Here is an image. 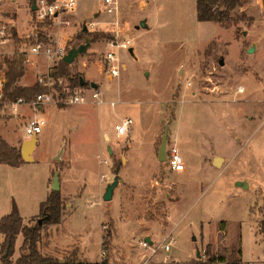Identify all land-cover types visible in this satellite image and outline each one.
Wrapping results in <instances>:
<instances>
[{
	"label": "rangeland",
	"instance_id": "obj_1",
	"mask_svg": "<svg viewBox=\"0 0 264 264\" xmlns=\"http://www.w3.org/2000/svg\"><path fill=\"white\" fill-rule=\"evenodd\" d=\"M117 1V11L108 13L102 0H75L72 9L37 22L30 0H0V19L13 34L0 57L24 53L20 86L46 77L60 61L32 58L30 43L51 42L66 53L85 37L90 41L69 64L84 85L70 88L61 77L60 96L52 79L46 88L54 104L35 112L22 107V117L0 113V136L16 148L30 139L24 132L28 117L45 121L36 135L35 161L0 164V216L14 202L23 222L32 224L28 217L39 213L53 168L64 180L63 213L59 225L42 228L44 255L77 264L80 247L96 259L101 234L110 228L108 264H198L207 246L225 254L238 240L243 264H264L257 227L264 218V0H241L228 27L198 21L195 0ZM125 38L131 48L120 51L124 67L111 77L102 69L104 41ZM74 91L83 102H66ZM125 117L132 119L131 132L116 137L114 124ZM165 125L166 147L175 143L183 154L182 172L167 170L157 158ZM222 153L225 165L217 158ZM116 167L119 182L104 201ZM244 177L247 189L235 185ZM145 233L152 236L149 248L139 243ZM18 254L15 245L11 259Z\"/></svg>",
	"mask_w": 264,
	"mask_h": 264
},
{
	"label": "trees",
	"instance_id": "obj_2",
	"mask_svg": "<svg viewBox=\"0 0 264 264\" xmlns=\"http://www.w3.org/2000/svg\"><path fill=\"white\" fill-rule=\"evenodd\" d=\"M240 4L241 0H195L196 18L198 21H215L223 27H228L231 21V11ZM82 34L85 36V33ZM94 36H96L95 33ZM23 59L24 53H19L4 60L7 66L4 94L8 99L13 100L22 97L25 100H31L38 93L48 91L46 87H42L37 82L28 87L17 84L24 75ZM48 75L55 81L53 85L59 91L60 96H65L62 86L57 83L61 77L68 81L70 88L82 86L79 77L71 74L69 64L62 60L49 70ZM22 162L20 148L8 144L0 136V164L18 167ZM62 208L63 199L60 191L50 190L47 198L39 205V213L30 219L33 223L23 224L18 208L12 202L10 212L0 216V264H69L65 260L61 261L51 255L42 254L38 248L43 226L59 224L62 219ZM258 230L264 236V218L260 221ZM109 232L110 228L107 229L106 235L102 236L101 248L106 249ZM19 234L22 235V242L18 248L19 254L15 259H11L15 252V242ZM239 243L238 240V244H232L225 254L212 253L207 246L205 257L198 264H241ZM6 250L7 256L3 257Z\"/></svg>",
	"mask_w": 264,
	"mask_h": 264
},
{
	"label": "built area",
	"instance_id": "obj_3",
	"mask_svg": "<svg viewBox=\"0 0 264 264\" xmlns=\"http://www.w3.org/2000/svg\"><path fill=\"white\" fill-rule=\"evenodd\" d=\"M35 5V19L37 22H42L48 17H53L57 13H62L67 9H72L75 6V0H53L49 2L48 0H30ZM103 10L108 13H115L117 11V0H102ZM12 29L10 25L8 26L3 19H0V49L3 47L9 40L12 39ZM131 40L125 38L122 40L110 39L104 41V52H103V65L102 69L106 72L107 75L111 77H118L123 68V64L120 60V51L127 50L131 48ZM28 54L39 55L42 54L47 59H51L54 56V59L61 60L65 54V50L61 46H54L51 42H32L29 44L26 51ZM0 51V56H1ZM5 59L0 57V113L8 112L10 115H19L22 117L20 110L25 106L32 112L38 111L46 105L54 104V94L51 91L38 93L33 99L26 101L22 97H17L16 99H8L4 94V84H5V73L7 70ZM26 61V59H25ZM51 80V81H50ZM49 81L51 84L53 80L49 75L46 77H39L37 82L42 86H49ZM51 86V85H50ZM49 86V87H50ZM240 89V88H239ZM92 96L98 98L99 93L93 88ZM241 90V89H240ZM84 101V96L76 91L70 93L67 97L66 102L68 103H79ZM101 101L99 100L98 103ZM65 103V101H64ZM114 105V103H111ZM45 124L44 119L37 118L35 116L28 117L24 123V132L28 137L37 135L42 126ZM132 119L130 117H125L119 122L114 124V135L116 137L127 136L131 132ZM167 170L172 172H182L184 170V163L181 157V154L178 150L177 145L174 143L166 147V160L164 161ZM139 243L145 247L149 248V242L146 240H140ZM168 246L165 245V249ZM155 252V248H151L150 254ZM100 258L97 264H108L106 259V249H100Z\"/></svg>",
	"mask_w": 264,
	"mask_h": 264
},
{
	"label": "water",
	"instance_id": "obj_4",
	"mask_svg": "<svg viewBox=\"0 0 264 264\" xmlns=\"http://www.w3.org/2000/svg\"><path fill=\"white\" fill-rule=\"evenodd\" d=\"M32 9H35V5L34 3H32ZM140 26L144 27L145 23L143 21H140ZM84 31H87V28L84 27L83 29ZM90 45V41L89 38H85L83 43L78 44L77 46H72L71 48H69L66 53L63 55L62 57V61L70 64L73 62V60L81 53H84L87 49V47ZM254 49L253 46L249 47L247 49V52H252ZM220 63L222 64V61H220ZM80 80V84L84 85L85 81L83 80L82 77H79ZM90 86L95 88L97 85L94 82H90ZM167 129H168V125H165L164 130H163V134L161 137V142L160 145L158 147V151H157V158L159 161L164 162L166 160V137H167ZM35 145V137H30L29 140L27 141H23L20 145V155L22 160L24 161H30L31 160V152L33 150V147ZM110 151V149H109ZM62 152V149L58 152V154L55 156V158L57 159L59 154ZM218 161V160H216ZM118 167H116L115 169V176L113 178V181L111 183H108L104 189V192L102 194V199L104 201H110L112 199V195H113V190L115 188V186L118 184L119 179H118ZM236 185L241 186V187H247V184L243 181H238L236 182ZM50 190L52 191H59L60 190V186H59V179H58V173L54 172L53 176H52V181H51V185H50ZM146 241L149 242V238L146 237L145 238ZM196 255L199 256V251L197 250ZM7 256V250L3 253V257Z\"/></svg>",
	"mask_w": 264,
	"mask_h": 264
},
{
	"label": "crops",
	"instance_id": "obj_5",
	"mask_svg": "<svg viewBox=\"0 0 264 264\" xmlns=\"http://www.w3.org/2000/svg\"><path fill=\"white\" fill-rule=\"evenodd\" d=\"M30 55H32V58H36L37 56L36 55H34V54H30ZM41 56V55H40ZM43 57V56H42ZM49 61L45 58V61L43 62L44 64L45 63H48ZM34 67H35V65H34ZM123 67H124V64H123ZM36 68V67H35ZM25 76H26V74H24L23 76H22V78L20 79V80H24L25 79ZM20 82V81H19ZM31 137H35V145H34V147H33V150H32V152H31V154H30V156H31V160L30 161H24L23 160V162L18 166V167H20V166H22V165H24V164H28V163H30V162H33V161H35V159H34V153H35V149L37 148V146H36V142H38V139H37V136L35 135V136H31ZM178 142L179 143H181L182 142V140H181V138H179L178 139ZM192 144V143H191ZM193 145V144H192ZM179 150V149H178ZM179 152H180V154H181V157H183V154H182V152L179 150ZM214 158L215 157H213V159H212V161L214 160ZM217 158L219 159V160H221V162L220 163H222V165H225L224 163H225V161H226V156L222 153L221 155H219V156H217ZM183 159V158H182ZM229 161V160H228ZM4 165V164H3ZM53 173H54V169L53 168H48V170H47V174H46V180H45V199L47 198V195L49 194V192H50V189H49V184H50V181H51V177L53 176ZM58 173V177H60L59 179H60V181H59V184L61 185H59L60 187H62V184L64 185V180H63V178L61 177V175L59 174V172H57ZM238 181H243V182H245L246 184H247V187H241V186H239L240 188H242V189H247L248 187H249V181L247 180V178H243V179H240V180H237L236 182H238ZM236 182H235V185H236ZM236 186H238V185H236ZM62 195V194H61ZM113 196V195H112ZM44 199V200H45ZM44 200H42L41 202H43ZM40 202V203H41ZM11 210V209H10ZM10 212V211H9ZM8 212V213H9ZM62 213H63V211H62ZM19 214H20V211H19ZM37 214H35L34 216H36ZM20 216L22 217V215L20 214ZM31 217H33V216H30V217H28L29 218V220L31 219ZM23 220V219H22ZM219 222H225V221H223V220H220ZM29 223V222H28ZM23 224H27V223H24L23 222ZM100 224H101V221H100ZM56 225H59V224H56ZM56 225H52V226H56ZM225 225H226V222H225ZM258 227V226H257ZM226 229V228H225ZM223 230V229H219L217 232H221L222 230L223 231H225V235H226V230ZM42 232V231H41ZM42 234V233H41ZM259 234H261V233H259ZM262 235V234H261ZM143 236H144V240H145V238L146 237H148L149 238V243H152L153 242V240H152V236L150 235V233H145V234H143ZM263 236V235H262ZM41 240V239H40ZM40 240H39V243H38V248L40 247ZM49 243H48V245L50 246L51 245V243L53 244V240L51 239V237H49ZM21 242H22V235L21 234H19L18 236H17V238H16V242H15V245L19 248V246L21 245ZM101 242H102V234H101V239H100V241H99V243H100V249H101ZM230 243L232 242V240L231 241H229ZM46 243V244H47ZM55 245V244H54ZM46 247V246H45ZM46 249V248H45ZM99 249V250H100ZM40 250V249H39ZM198 250V249H197ZM197 250H196V252H197ZM85 251L84 250H81V248L80 247H78V250H77V261H75L77 264H88V263H95V262H97L98 260H99V256L96 258V259H93V260H90L89 258H87L86 256H85ZM197 256V255H196ZM241 264H243V262L241 261Z\"/></svg>",
	"mask_w": 264,
	"mask_h": 264
}]
</instances>
